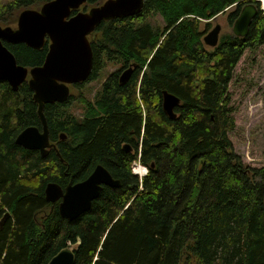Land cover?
Returning a JSON list of instances; mask_svg holds the SVG:
<instances>
[{
	"label": "trees",
	"instance_id": "trees-1",
	"mask_svg": "<svg viewBox=\"0 0 264 264\" xmlns=\"http://www.w3.org/2000/svg\"><path fill=\"white\" fill-rule=\"evenodd\" d=\"M47 1L0 0V23L15 25L19 12ZM102 2L87 0L86 8ZM248 3L259 7L248 35L221 33L216 47L207 46L210 20L233 8V24ZM157 16L164 26L148 21ZM89 39L93 70L72 91L119 62L136 73L123 84L119 71L109 73L93 99L71 92L45 104L57 147L47 157L15 141L26 127H41L28 80L18 91L0 80V222L9 213L0 264H49L69 243L76 264H264V167H248L234 150L228 93L245 51L264 47L260 2L144 0L139 13L103 21ZM5 44L29 68L48 53L47 44ZM164 90L181 98L176 118L163 108ZM137 160L148 168L142 179L133 172ZM98 164L121 186H105L78 219L62 218L58 202L46 199L47 183L82 181Z\"/></svg>",
	"mask_w": 264,
	"mask_h": 264
},
{
	"label": "water",
	"instance_id": "water-1",
	"mask_svg": "<svg viewBox=\"0 0 264 264\" xmlns=\"http://www.w3.org/2000/svg\"><path fill=\"white\" fill-rule=\"evenodd\" d=\"M86 2L87 0H50L40 9H24L19 14L16 26L0 23V80L7 81L14 91H18L20 85L28 80L34 92V99L38 103V115L41 120V127H26L15 141L26 149L38 150L43 157L49 155L51 148H57L50 139L48 120L44 113L45 104L65 102L71 94V86L86 81L91 76L94 52L90 34L103 21L139 13L144 4V0H105L87 11L81 10L72 15L73 10H79ZM258 13L259 7L256 3L246 4L233 24L234 34L247 36ZM221 33L222 25L216 23L205 34V44L216 47ZM47 36L51 43L45 61L32 68L19 64L15 54L5 44L24 43L39 49L44 45ZM131 66L120 77L121 83L130 78L135 67ZM180 103L181 98L177 95L168 90L163 91V108L170 118H176L175 109ZM60 137L66 139L67 134L61 133ZM124 149L130 151V144H125ZM104 186L120 187L121 181L115 178L106 166L98 164L82 181L70 182L65 187L54 181L48 182L45 196L51 203L58 202L62 218L73 221L91 209ZM8 216L9 213L4 216L0 225ZM49 264H76L75 246L69 243L52 257Z\"/></svg>",
	"mask_w": 264,
	"mask_h": 264
},
{
	"label": "rangeland",
	"instance_id": "rangeland-1",
	"mask_svg": "<svg viewBox=\"0 0 264 264\" xmlns=\"http://www.w3.org/2000/svg\"><path fill=\"white\" fill-rule=\"evenodd\" d=\"M102 1L104 2L105 0ZM261 1L263 2V0ZM262 2H260L261 7L264 3ZM43 4L41 3L39 7L30 8L40 9ZM89 8L90 6L87 7V9ZM232 10L233 8L227 10L224 14H219L215 20H212V18L210 20L211 23L208 31L211 30L216 25V23H220L222 25V35L226 33H234V23L231 24L228 20L229 13ZM148 21L151 24H161L162 26H164L165 24L162 20V17L160 16L150 18L148 19ZM16 24L12 26H16ZM204 27L205 24H203L202 28ZM129 65H125L124 63L119 62L118 64H114L113 66H109L108 68L106 67V71L104 70L105 72L103 71L98 79L88 81L84 86H80L72 92H74L78 96H87L88 98L93 99L95 92L102 84V82L106 79L109 73L113 71L123 70L124 68L129 67ZM144 70H147L146 67L144 68ZM228 93L231 96V105L234 107L233 114L236 121L234 130L229 133V137L233 142L234 150L242 158V161L247 164L248 167L251 166L252 168H262L264 167L263 46L259 47L255 51H245L236 68L234 69L233 77L229 83ZM80 108L81 105L78 100L73 99L72 105L70 106L71 111L79 116L82 114ZM138 161L139 160L135 162Z\"/></svg>",
	"mask_w": 264,
	"mask_h": 264
},
{
	"label": "flooded vegetation",
	"instance_id": "flooded-vegetation-1",
	"mask_svg": "<svg viewBox=\"0 0 264 264\" xmlns=\"http://www.w3.org/2000/svg\"><path fill=\"white\" fill-rule=\"evenodd\" d=\"M81 10H83V11H87L88 9L86 8V3L85 4H83L80 8H79V10H73L72 11V15H74V14H76L78 11H81ZM50 43H51V41H50V38L47 36L46 37V40H45V43H44V45L43 46H45L46 44V48L48 49V51H49V47H50ZM131 65H134V64H131ZM131 65H129V67H126V68H124L123 70H120L119 71V80H120V77L122 76V74L128 69V68H130V67H132ZM135 67H133V71H132V73H131V75H130V78L128 79V81L135 75V73H136V65H134ZM144 71L145 70H143L142 71V74H141V76H143V73H144ZM128 81H126V82H128ZM121 82V81H120ZM125 82V83H126ZM121 84H123V83H121ZM74 86V85H73ZM79 86H77V87H75V88H78ZM72 87H71V92H72ZM162 104H163V100H162ZM130 151H133V149H132V147H131V150ZM137 173V172H136ZM139 174V173H138ZM105 187V186H104Z\"/></svg>",
	"mask_w": 264,
	"mask_h": 264
},
{
	"label": "built area",
	"instance_id": "built-area-1",
	"mask_svg": "<svg viewBox=\"0 0 264 264\" xmlns=\"http://www.w3.org/2000/svg\"><path fill=\"white\" fill-rule=\"evenodd\" d=\"M262 7H263V5H262ZM263 10H264V8H263ZM139 166H143L140 161L134 162L133 170H134V173L137 174V175H139L141 177L140 179H142L147 174L148 169L145 167V169H146L145 174L144 175H140V174L136 173V168L139 167Z\"/></svg>",
	"mask_w": 264,
	"mask_h": 264
},
{
	"label": "bare ground",
	"instance_id": "bare-ground-1",
	"mask_svg": "<svg viewBox=\"0 0 264 264\" xmlns=\"http://www.w3.org/2000/svg\"><path fill=\"white\" fill-rule=\"evenodd\" d=\"M260 1H261V0H260ZM261 2H262V1H261ZM263 2H264V0H263ZM263 2H262V3H263ZM263 8H264V3H263ZM145 171H146V169H145L144 166H139V167L136 168V172L139 173L140 175H144V174H145Z\"/></svg>",
	"mask_w": 264,
	"mask_h": 264
}]
</instances>
